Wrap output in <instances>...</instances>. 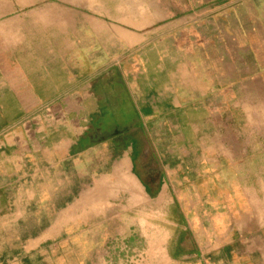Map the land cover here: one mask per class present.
Returning a JSON list of instances; mask_svg holds the SVG:
<instances>
[{
    "label": "crops",
    "instance_id": "crops-1",
    "mask_svg": "<svg viewBox=\"0 0 264 264\" xmlns=\"http://www.w3.org/2000/svg\"><path fill=\"white\" fill-rule=\"evenodd\" d=\"M14 3L0 264H264V0Z\"/></svg>",
    "mask_w": 264,
    "mask_h": 264
},
{
    "label": "rangeland",
    "instance_id": "rangeland-1",
    "mask_svg": "<svg viewBox=\"0 0 264 264\" xmlns=\"http://www.w3.org/2000/svg\"><path fill=\"white\" fill-rule=\"evenodd\" d=\"M208 1H210V3L206 4V6L210 4L212 5V3L225 2L230 0H202V7H206L204 2H208ZM14 2H16V0H0V15L4 17L5 16L10 17L14 13H16L17 5H15ZM219 6H222V4L215 5V7H219Z\"/></svg>",
    "mask_w": 264,
    "mask_h": 264
}]
</instances>
